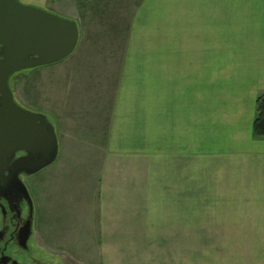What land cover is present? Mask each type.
Instances as JSON below:
<instances>
[{
    "label": "crops",
    "instance_id": "1",
    "mask_svg": "<svg viewBox=\"0 0 264 264\" xmlns=\"http://www.w3.org/2000/svg\"><path fill=\"white\" fill-rule=\"evenodd\" d=\"M74 6L54 11L77 24L71 55L11 79L57 135L27 185L30 250L47 264H196L203 208L204 264H264V0Z\"/></svg>",
    "mask_w": 264,
    "mask_h": 264
},
{
    "label": "water",
    "instance_id": "2",
    "mask_svg": "<svg viewBox=\"0 0 264 264\" xmlns=\"http://www.w3.org/2000/svg\"><path fill=\"white\" fill-rule=\"evenodd\" d=\"M77 40L75 21L18 0H0V200L9 205L25 202L30 219L32 202L21 175L26 179L52 165L58 144L47 116L15 102L10 79L22 71L64 60ZM16 153L24 155L15 159Z\"/></svg>",
    "mask_w": 264,
    "mask_h": 264
},
{
    "label": "flooded vegetation",
    "instance_id": "3",
    "mask_svg": "<svg viewBox=\"0 0 264 264\" xmlns=\"http://www.w3.org/2000/svg\"><path fill=\"white\" fill-rule=\"evenodd\" d=\"M23 155V153H16L14 158L17 159ZM21 179L25 178L21 175ZM30 221L32 218L30 219L25 202L19 204L14 202L9 205L0 200V264H24V262L47 264L37 258L29 248L32 230L26 244L23 243L24 237L28 234L27 228Z\"/></svg>",
    "mask_w": 264,
    "mask_h": 264
},
{
    "label": "rangeland",
    "instance_id": "4",
    "mask_svg": "<svg viewBox=\"0 0 264 264\" xmlns=\"http://www.w3.org/2000/svg\"><path fill=\"white\" fill-rule=\"evenodd\" d=\"M18 1L23 5L39 7L43 10L49 11V12L54 13V14H56L54 11H57L59 13H63V14L68 15V16H74V14L76 13L75 12V6H74L75 0H63V1H59V0L58 1L57 0H18ZM56 15L63 17V18H66V19H69V18H67L65 16H61L59 14H56ZM10 86H11V80H10ZM19 106H21V105H19ZM24 109H26V108H24ZM26 110H29V109H26ZM29 111H31V110H29ZM51 124H52V122H51ZM52 126H53V124H52ZM53 128H54V126H53ZM54 131H55V128H54ZM55 134H56V131H55ZM56 137H57V135H56ZM42 171L34 174L33 176H31L29 178L23 179L27 190H28L27 185L30 183L29 182L30 179H32L34 176L38 175ZM28 193H29V191H28ZM196 226H197L196 227L197 244H196V261H195V263L196 264H204L203 263L204 251H203V244H202V242H203L202 241V237H203V208H196ZM30 246L33 247L32 244H30ZM33 251L35 252L34 249H33ZM41 258L44 259L43 256H41ZM24 264H28V263L24 262Z\"/></svg>",
    "mask_w": 264,
    "mask_h": 264
},
{
    "label": "trees",
    "instance_id": "5",
    "mask_svg": "<svg viewBox=\"0 0 264 264\" xmlns=\"http://www.w3.org/2000/svg\"><path fill=\"white\" fill-rule=\"evenodd\" d=\"M252 131L255 137L264 138V96H260L256 101V118Z\"/></svg>",
    "mask_w": 264,
    "mask_h": 264
}]
</instances>
